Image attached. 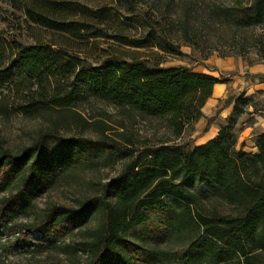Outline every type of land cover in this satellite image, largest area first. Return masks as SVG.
Instances as JSON below:
<instances>
[{
	"label": "trees",
	"instance_id": "obj_1",
	"mask_svg": "<svg viewBox=\"0 0 264 264\" xmlns=\"http://www.w3.org/2000/svg\"><path fill=\"white\" fill-rule=\"evenodd\" d=\"M6 1L14 18L50 39L35 35L27 44L0 31V91L13 89L20 97L15 109L48 125L17 152L4 148L0 136V229L21 239L39 232L43 242L80 234L87 259L66 264H264V130L256 152L237 147L231 125L194 147L169 139L140 148L109 135L106 120L90 124L97 137L61 130L89 124L77 107L94 97L161 119L174 140L181 137L203 117L214 85L227 80L165 66V56H184L182 45L201 47L217 28L234 34L239 53H246V33L264 30V0H166L148 12L140 0ZM99 50L108 56L88 68L87 57ZM8 98L4 113L11 110ZM168 157L175 162L166 164ZM118 160L126 161L123 169L100 193L8 226L7 213H25L33 195L71 173ZM218 203L232 211L222 212ZM157 237L173 246H160Z\"/></svg>",
	"mask_w": 264,
	"mask_h": 264
},
{
	"label": "rangeland",
	"instance_id": "obj_2",
	"mask_svg": "<svg viewBox=\"0 0 264 264\" xmlns=\"http://www.w3.org/2000/svg\"><path fill=\"white\" fill-rule=\"evenodd\" d=\"M178 1V0H177ZM219 2L220 0H205ZM166 0H140L144 11L154 4L164 5ZM0 31L17 35L23 42L32 44L35 35H50L38 30H31L24 20L13 17V9L6 0H0ZM250 46L246 53H239L240 41L234 34L224 28H217L211 33L210 40H200L201 47L182 45L184 56L166 55L165 66H187L195 72L206 73L227 80V89L220 96L213 94L202 108L203 117L181 137L174 140L170 128L161 119L142 117L129 107H119L100 98L88 97L79 101L77 109L88 120L89 124L77 127L62 128L65 135H85L97 137L98 128L91 123L106 120L109 124L107 133L126 143L131 139L137 146L145 144L160 146L164 140L173 139L167 144H185L189 147L200 145L215 135L223 125H231L237 136V147L250 151L257 148L258 134L264 130V30L258 29L246 33ZM262 42H255V39ZM180 44H186L183 40ZM108 44L101 43L100 48ZM216 46L212 53L205 57L210 48ZM241 46V45H240ZM241 48V47H240ZM99 50L87 57V67L98 64L108 54ZM9 95V113L2 111L3 96ZM242 99L238 101V98ZM20 102L13 89L5 87L0 91V136L5 140L4 148L19 151L29 145L38 135L41 128L48 122L37 116H31L16 110L14 104ZM239 106L242 109L236 110ZM107 116L109 120L107 119ZM137 154V153H136ZM125 160H118L110 166H99L94 170L71 173L55 183L45 193L33 195L25 213L20 211L8 212V226L11 224L27 223L35 218H41L54 205L74 206L77 200L100 193L102 184L116 177L124 167ZM166 164L173 163L172 157L166 159ZM218 202V201H217ZM219 209L230 213L232 208L225 203H218ZM95 222L90 223L94 226ZM28 239H21L10 228L0 229V264H66L74 261L77 256L82 262L87 259L79 242L80 234L56 240L49 235L47 242L39 240L41 233L29 232ZM150 244H154L151 240ZM156 243L163 247H171L167 239L156 238ZM69 245L70 247H67ZM73 249V250H72Z\"/></svg>",
	"mask_w": 264,
	"mask_h": 264
},
{
	"label": "crops",
	"instance_id": "obj_3",
	"mask_svg": "<svg viewBox=\"0 0 264 264\" xmlns=\"http://www.w3.org/2000/svg\"><path fill=\"white\" fill-rule=\"evenodd\" d=\"M227 89V84L226 83H217L214 85L213 87V94L216 96H220L223 92H225ZM264 127V124H263ZM219 131L213 135L211 138H209L208 140L204 141L201 144L207 143L208 141L212 140L213 138H215L218 135ZM250 151L256 152L257 148H251Z\"/></svg>",
	"mask_w": 264,
	"mask_h": 264
}]
</instances>
